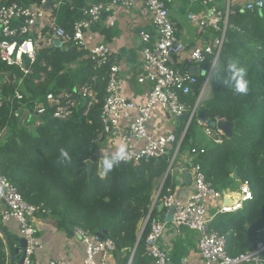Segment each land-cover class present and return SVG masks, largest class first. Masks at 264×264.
I'll return each instance as SVG.
<instances>
[{
  "label": "trees",
  "instance_id": "obj_1",
  "mask_svg": "<svg viewBox=\"0 0 264 264\" xmlns=\"http://www.w3.org/2000/svg\"><path fill=\"white\" fill-rule=\"evenodd\" d=\"M42 1L53 2L0 0V6L17 3L32 7ZM71 1V5L63 3L51 10L56 25L66 32L83 18L82 10L88 5V0ZM25 37L35 40L36 34ZM225 40L219 63L197 110L211 122L221 119L232 122V135L228 139L222 136L219 145L210 138L201 144L196 140L201 128L192 120L171 168L185 151L203 150L191 162L200 167L217 192L228 191L237 183L248 184L252 199L235 213L215 214L207 226L209 231L225 237L227 254L235 256L264 242V0L260 10H234L228 18ZM49 42V46L37 50L35 65V70H43L41 63L50 67L46 81L33 84L26 80L22 93L38 102L47 93L81 87L96 77L97 102L88 107L89 101L83 100L65 121L47 114L41 126L29 130L21 128L4 105L0 128L7 126L8 133L0 142V176L7 177L27 203L41 206L46 213L40 215H50L58 229L68 233L79 228L110 239L115 245L116 264H128L129 260L130 264H152L145 241L150 223L159 215L156 207L160 200L173 195L176 188L174 175L167 172L174 148L158 159L137 164L116 162L106 175L100 173L101 156L94 153L93 141L102 131L100 113L105 95L102 78L114 61L109 56L105 65L97 66L86 51L74 54L65 46L54 44L53 39ZM231 64L245 70L247 93L236 90ZM5 72L9 69L0 63V75ZM202 84L203 77L199 76L192 93L182 98L190 107L195 104ZM12 91L5 88L4 94ZM185 123L186 119L177 120L174 130L177 139ZM212 137L218 136L215 133ZM61 149L67 151L68 157L61 156ZM106 159L111 161L113 156ZM89 161L93 167L88 176L82 166ZM10 240L8 236L5 243L0 237V264H6L5 248L11 245ZM168 255L170 264H179L184 250L176 248Z\"/></svg>",
  "mask_w": 264,
  "mask_h": 264
},
{
  "label": "built area",
  "instance_id": "obj_2",
  "mask_svg": "<svg viewBox=\"0 0 264 264\" xmlns=\"http://www.w3.org/2000/svg\"><path fill=\"white\" fill-rule=\"evenodd\" d=\"M176 1L184 2L191 8H198V11L187 12V22L200 35L210 31L213 35L210 43L187 50L179 40L176 26L169 15L168 5ZM234 1L225 0L224 5L219 6L217 0H107L88 4L82 10L83 18L73 23L70 32L56 25L55 19L49 27L40 25L45 15L42 9L45 1L32 7L4 3L0 6V63L9 69V72L0 75V111L4 105L8 106L10 117L15 119L21 128L29 130L41 126L42 118L47 114L56 120L65 121L73 115L83 100L89 101L88 107L95 104L96 77L81 87L47 93L43 100L38 102L22 93L26 80L38 84L46 81L50 72V67L45 63L40 64L43 70H35L39 49L37 38L41 41L53 39L66 49H71L74 54L80 50L86 51L97 66H102L109 61L110 49L105 45L89 48L88 37L93 27L97 26L103 14L110 13L114 19L120 8H137L139 14L148 19L152 26L151 32L141 31L138 35L142 48L137 84L149 86V91L141 102L126 98L125 81L119 65L112 63L102 78L105 80V95L100 113L102 131L93 141L96 147L94 153L98 152V147H101L103 142L111 141L117 134L122 133L124 137L119 140V144L125 146L127 156L121 161L137 164L140 161L158 159L174 148L167 171L171 172V165L176 159L182 137L192 120L215 145L222 142L220 131L207 127L197 119V106L219 63L226 41L225 32L229 16L234 13L236 6L242 10H260L263 7V0H242V3L237 4L233 3ZM63 3L71 5L72 1L60 0L54 8L58 9ZM113 24L114 20L109 26ZM36 28L38 30L34 31ZM34 34L35 40L31 37L24 38ZM178 64L197 66L200 76L203 77L198 98L192 107L182 98L192 93L198 77L177 67ZM5 88L13 90L12 93L4 94ZM182 116L186 117V123L179 139L175 137L174 132L157 136L151 134L149 127L153 120L164 117L177 121ZM7 133V126L0 128V142L5 140ZM215 133L217 138L212 137ZM203 152L196 149L187 152L190 157L189 171L192 180L190 195L184 201L176 199L173 195L164 196L160 200L163 209L167 214L171 210L172 224L176 228H183L195 234L202 264H264V242H258L252 251L230 256L226 252L225 237L208 230L211 219L208 217L207 202L219 200L225 192H217L205 179L200 167L191 162L197 154ZM251 199L248 184L239 183L237 201L232 205L220 206L215 214L235 213ZM41 213H46L41 210V206L27 203L9 179L0 176V223H17L19 238L25 240V248L20 250V255H23L22 264H35L34 255L42 248L33 226L34 218ZM145 220L147 222L148 217ZM166 226L165 219L159 216L150 223L145 244L152 264L170 263L169 255L159 246ZM73 235L83 246V264H116L112 260L115 245L110 239L79 228L73 230ZM47 264L65 263L61 260H51Z\"/></svg>",
  "mask_w": 264,
  "mask_h": 264
},
{
  "label": "crops",
  "instance_id": "obj_3",
  "mask_svg": "<svg viewBox=\"0 0 264 264\" xmlns=\"http://www.w3.org/2000/svg\"><path fill=\"white\" fill-rule=\"evenodd\" d=\"M60 0H53L52 4L45 1L42 5L45 15L41 21V26L49 27L55 19L51 10L55 4ZM107 0H88V4H97L106 2ZM219 6H223L220 0H217ZM47 4V5H46ZM36 8V7H35ZM55 9V8H54ZM169 15L174 22L177 30V36L180 41L190 50L197 46H203L212 41L213 35L210 31L204 34H198L196 29L192 27L186 19V14L189 11H198V8H191L184 2H173L168 5ZM114 20L113 26L109 23ZM95 28V27H94ZM38 29H34L37 31ZM141 31L151 32V22L143 18L137 8L124 10L122 8L117 10L114 19L110 13L103 14L100 22L97 24L96 29L91 31L88 37L89 48L97 45H105L110 49V56L115 63L119 65L121 76L125 81L124 96L136 102H141L144 96L149 91V86L137 84L138 67L140 64V52L142 46L139 43L138 35ZM58 43L54 40V44ZM177 67L183 69V65L178 64ZM177 127V121H171L169 118H158L153 120L149 129L152 135H163L166 133L174 132ZM202 132V131H201ZM124 137V134L119 133L111 141H105L101 147H98V154L101 159L106 156H115L118 148L122 145L119 140ZM206 139H208L206 137ZM196 140L197 137H196ZM199 141V140H198ZM201 144L203 142L199 141ZM124 144V143H123ZM190 157L185 151L178 157L172 166L171 172L175 177L176 188L173 196L184 201L192 192V180L189 171ZM188 171L190 180L184 178L183 173ZM239 186V185H238ZM238 186L225 191L226 194L234 196L237 195ZM160 204V203H159ZM158 204V206H159ZM233 202L224 203L223 198L219 200L207 202L208 217L211 219L217 209L223 205H232ZM159 217L165 219L167 213L165 209L158 211ZM33 226L36 235L42 244V248L37 250L34 255L35 264H47L51 260H61L65 264H83V246L73 235V232H64L57 228L55 221L48 214L37 215L33 220ZM0 227L7 236L11 237V245H6L5 255L6 264L10 263L9 254H13L19 247L18 239V225L15 221L0 223ZM1 237V236H0ZM159 246L169 254L173 249L178 248L184 250V255L179 264H202L197 250V240L194 233L186 229L176 228L172 222L167 221L165 232L159 241ZM112 260L115 261V253L112 255ZM13 264L17 263V259L13 257Z\"/></svg>",
  "mask_w": 264,
  "mask_h": 264
},
{
  "label": "water",
  "instance_id": "obj_4",
  "mask_svg": "<svg viewBox=\"0 0 264 264\" xmlns=\"http://www.w3.org/2000/svg\"><path fill=\"white\" fill-rule=\"evenodd\" d=\"M235 10H240V7L239 6H236L235 7ZM58 44L60 45L59 42H58ZM66 50H69L70 52L72 51L71 49H66ZM183 69L187 70L191 75H193L195 77H199L200 76V74H199V68L197 66H193V65L192 66H187V65L184 64L183 65ZM196 117H197L198 120H200L202 123H204L207 127L211 128V129H216V130L220 131L223 137H225L227 139L231 137L232 132L234 130V125H233L232 122L226 121L224 119L218 120L216 122H211L200 111H197ZM179 119L180 120H185L186 117L185 116H182ZM103 161H104V159H101L99 161L98 170H99L100 173H103V170H104ZM117 162L120 164L122 161L119 160ZM92 167H93V162L89 161V162H86L82 166V169L89 176ZM183 176L188 181L190 180V176L188 174V171L184 172L183 173ZM233 179L234 180H237V177L236 176H233ZM222 198H223V202L224 203H226V202L227 203H230V202L235 203L237 201V195L231 196V195H228V194L224 193L223 196H222ZM162 209H163V205L160 203L159 206H158V211H161ZM165 221L166 222L168 221L170 223L172 222V220H171V210H169V213L166 215ZM145 224H146V222H144L143 226H145ZM0 236L3 237L5 241L7 240V236H6V234L4 233V231L2 230L1 227H0ZM18 244H19V247L14 251V253L13 254H9V260H10V263L9 264H13L11 262L12 259H13V257H15L17 259V263L16 264H22L23 255H20V250H22V249L25 248V240L19 238L18 239Z\"/></svg>",
  "mask_w": 264,
  "mask_h": 264
},
{
  "label": "clouds",
  "instance_id": "obj_5",
  "mask_svg": "<svg viewBox=\"0 0 264 264\" xmlns=\"http://www.w3.org/2000/svg\"><path fill=\"white\" fill-rule=\"evenodd\" d=\"M230 68L234 69L233 79L236 80V90L240 93H247L248 92V81L244 79L245 70L242 68H237L235 64H231ZM60 154L63 157H68V153L64 149L60 150ZM126 156H127V152L125 151V146L121 145L118 148V152L116 153V155L113 157L111 161H109L106 158L104 159L103 161L104 170L102 174L106 175L109 171L113 169L114 164L117 161L121 159H125Z\"/></svg>",
  "mask_w": 264,
  "mask_h": 264
},
{
  "label": "rangeland",
  "instance_id": "obj_6",
  "mask_svg": "<svg viewBox=\"0 0 264 264\" xmlns=\"http://www.w3.org/2000/svg\"><path fill=\"white\" fill-rule=\"evenodd\" d=\"M224 2L225 0H220V3L224 5ZM242 3L243 1L242 0H235L233 3L237 4V3ZM39 38H37V43H38V47L39 48H42V47H46V46H49L50 45V42L46 39H44L43 41H41ZM207 88V87H206ZM206 90V89H205ZM204 96V95H203ZM173 122L175 120L173 119H170V122ZM202 130H199V134H197V139L201 142H205L207 139H206V136L203 132H201ZM239 185V183H237L235 186L237 187ZM233 186V187H235Z\"/></svg>",
  "mask_w": 264,
  "mask_h": 264
}]
</instances>
